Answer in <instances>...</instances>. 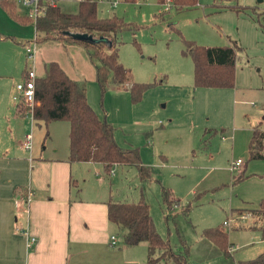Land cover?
<instances>
[{
	"label": "crops",
	"instance_id": "crops-1",
	"mask_svg": "<svg viewBox=\"0 0 264 264\" xmlns=\"http://www.w3.org/2000/svg\"><path fill=\"white\" fill-rule=\"evenodd\" d=\"M51 1L59 6L61 11L69 13L75 11L74 7L78 10V4L82 0H74L71 2L72 6L69 5V2L67 4L66 0ZM212 1L219 5L218 9L215 10L217 12L229 10L226 7L236 5L240 8L239 12L251 11L253 14H264V9L260 10L252 2L238 3L234 2L236 0H220L223 3L221 4L218 0ZM74 2L76 6H74ZM256 2L262 3L264 0H257ZM140 3H137L140 6L139 10L144 5ZM156 4L158 7V3ZM65 7L70 8L64 10ZM148 11L150 12V9ZM155 12L156 10L153 15H155ZM99 16L101 17V15ZM121 18L124 20L123 17ZM32 29L34 30V38L31 42L28 40L27 43L33 42L35 44L33 68L36 75H41L43 63L54 60H43L42 71L38 74L35 41L38 34L35 32L34 26H32ZM18 43L21 44L22 42ZM58 44L70 54L75 55L76 59H79L80 68L77 65L78 62H75L72 58L70 70L60 61L55 62L70 78L83 79L89 84L91 83L92 90L97 88L94 84L95 79L92 76L91 69L84 60V56L87 58L85 50L77 45L64 47L62 44ZM42 49L43 52H46L45 46ZM21 73L20 77L22 79ZM1 87L0 92L2 90L6 92L4 96H6L8 104L3 109L0 97V264H146L145 244L117 249L118 241L115 233L119 230L107 219L106 203L109 200L121 202L144 200L149 206L148 195L155 193L158 200L160 199L162 205L166 207L163 202V189H168L171 200L179 203L182 200L180 194L181 184L173 182L175 180L184 182L183 186L191 183V187H193L192 195H195L199 188H202L204 193L212 192V195L220 192V190H227L230 216L238 221L246 219L248 218L247 215H250L253 218L252 220L255 221L250 212L238 215L233 211V209L241 208L233 203V196L235 199L241 200L239 204L240 202H243V205L253 204V202L249 200L251 198L240 196L241 194L237 191V184V186L230 185L232 178L223 182L218 179V176L222 172L225 173L227 168L229 172H232L231 163L228 167L215 163V157L208 148L210 140H204L203 137L206 134H208V137H214L218 131L216 129L209 130L205 128L204 124L196 121L204 111L201 110V105L203 108L206 105L208 107L205 96L215 94L213 92H219L217 90L228 88H193L192 86L191 91L193 94L199 92L201 103L194 111V120L191 117L193 109H190V106L192 100H195V96L191 94L190 88L185 89L180 93L183 94V97L181 98L180 95L178 99L181 111L176 116L179 122L175 123L173 119L166 120L168 123L165 127L160 120H156L158 114L156 115L153 110L148 111L145 121L142 120L143 111L140 106L145 102L143 100L145 94L139 103L133 104L129 95L127 96L128 91L126 90L109 93L113 97L107 93V98L113 102L112 108L103 106L102 117L96 113L100 118H105L112 125L114 124L113 135L118 146L138 148L142 165L149 167L152 171L149 178L141 180L135 166L114 164L111 173L106 174L103 165L97 162H69L67 160L68 135L66 137L67 146L65 147L63 141V146L61 144L59 147L56 143H52L50 146L39 149V140L42 141V145L45 144V140L51 138L54 129L46 128L45 133L35 131L36 123L32 117L27 113H19L16 103L14 104L15 113L10 114V98L13 100V97L17 95L16 86H13L10 91L5 90L4 85H1ZM206 90H208L207 93H202ZM176 91L181 92L179 88H176ZM188 99H192L191 102ZM125 107L133 114L136 112V115H139L134 118L132 125L138 126L140 129L132 137H130L128 130L124 131L120 127V122H115L110 116L111 112H120V118L126 117ZM183 123L184 125L181 126L180 124ZM51 124L52 122L49 124V128ZM41 126L43 125L39 124V127ZM256 127L260 128L259 125L252 127L247 130V134L242 136H236L235 133L229 135L226 128H221V139L225 141L227 139L235 140L238 137L239 141L243 142L247 148L249 139ZM61 128L64 129L62 126ZM197 130L201 133L199 137H197L198 132H195ZM260 130L263 131L261 128ZM225 134L226 136H223ZM27 135H31L30 150L23 147ZM200 137L203 142H201ZM199 143H202L200 156L196 151V146H199ZM46 150H49V152L46 153ZM204 155L207 159L206 163H203L202 156ZM244 169L246 172V165ZM253 175L257 174L253 173ZM206 176H212L211 182L201 186V180ZM114 177L116 178L113 179ZM186 179L187 181H182ZM127 182L133 184L135 188L133 189L131 185H127V190H124ZM114 191H121L123 194L121 197L119 196L120 198L115 199L113 196ZM24 192H26L25 198L22 197ZM128 197H131L128 201L122 200L128 199ZM258 197L255 200L256 206L264 198V192ZM27 198H29L28 203L25 202ZM210 201H213V199L210 198ZM231 220L225 219L224 221H230V227L232 228H240L239 225H232L234 221L231 222ZM20 229L26 230L29 235L35 238V243L30 249L26 247V236ZM112 236L115 238L114 245L111 244ZM211 244L206 243L202 247L205 256L203 261L208 264L209 260L222 254L215 245ZM213 246L217 251L213 249ZM234 252V248L231 247L232 256ZM189 261L190 256L188 264H190Z\"/></svg>",
	"mask_w": 264,
	"mask_h": 264
},
{
	"label": "rangeland",
	"instance_id": "rangeland-1",
	"mask_svg": "<svg viewBox=\"0 0 264 264\" xmlns=\"http://www.w3.org/2000/svg\"><path fill=\"white\" fill-rule=\"evenodd\" d=\"M66 1L67 4L68 2L70 3V6L73 5L71 2L74 0ZM218 1L223 4L222 1ZM256 1L236 0L234 2H252L260 10L264 9V2L257 3ZM138 2L144 4L141 10H139L140 6L137 5ZM138 2L126 3L123 0H118L115 7L110 6L106 1H101L97 4L98 14L101 17L112 15L123 17L125 22L136 26V29L134 31H124L117 35V41L120 44V63L130 71L129 84L119 90L108 89L102 96L96 81L94 84L97 88H94V91L91 89L92 84L86 82V98L89 106L102 117L103 106L112 108L113 105L112 100L107 98L109 93L126 90L128 91L127 96L129 95L130 97L129 85L156 81L157 84L153 88L144 92L145 97L143 100L145 102L140 106L143 111L142 120L145 121L148 111L151 112L153 110L156 115L158 114L156 120H160L164 127L168 123L166 120L173 119L177 123L179 119L176 115L181 111L178 99L180 95L181 98L183 97V94L180 93L190 88L189 90L193 94L191 91L193 83L192 59L190 56H183L180 53L183 44L178 33L185 40L194 41L198 45L224 46L233 42L236 43L240 50L237 53L235 65L234 87L217 90L219 92H213L215 94L205 96L208 107L206 105L203 108L201 105V110L204 111L202 116H199L196 121L204 124L205 128L209 130L216 129L218 131L214 137H208V134L203 137L204 140H210L208 148L215 157V163L228 167L237 158L243 161L241 166L235 169L234 172H229L227 168L225 173L222 172L218 176L219 180L222 182L231 180V175H237L246 165L244 174L248 177L236 186L237 191L241 194L240 196L251 198L249 200H252L253 204L247 203L243 205V202L239 204L241 200L235 199L234 196L233 203L244 209L256 208L257 203L255 200L264 192V160L248 161V147L246 148L238 137L235 140L227 139L225 141L221 139L220 129L226 128L229 135H234L235 133L236 136L245 135L248 133V129L258 125L264 131V14H253L251 11L236 13L230 10L217 12L215 10L218 8L215 9L210 5L213 2L212 0H199L197 8L176 12L170 7L162 15L157 11L159 10V5L157 7L156 4L157 0H138ZM74 6H76L75 2ZM67 8L70 7H65L64 10H67ZM28 9L20 0H16V11L19 15H26L27 13L25 12H28ZM149 9L150 12L148 11ZM74 10V12L69 13H76L77 8L74 7ZM155 10V15H153ZM33 38L34 30L32 25L11 19L0 6V87L4 85V89L10 91L13 86L15 87L20 82V73L27 59L26 46L28 45L26 44H33V42L27 43L28 40L31 42ZM18 42L22 43L19 44ZM43 46L46 47V52H43ZM36 48L38 74L42 71L43 60L60 61L70 70L72 58L75 62H78L77 65L80 68L79 59H76L75 55L70 54L61 47L58 42L56 43L53 40L37 42ZM84 60L90 67L92 76L95 79L94 67L85 56ZM175 87L179 88L181 92H177ZM207 91L202 93H207ZM4 93H6L4 90L0 92L3 109L8 104ZM198 94H193L195 96L194 101L191 99L190 109H193V116L191 115L193 120L195 117L194 111L201 104ZM109 95L113 97L112 94ZM191 100L188 99L190 102ZM14 104L15 102L10 98V114L15 113ZM164 104L165 106L163 107ZM125 115L126 117L120 118V112L110 113L111 118L115 122H120V127L124 131L128 130L130 137H132L140 129L138 126L132 125L134 118L139 115H136V112L133 114L126 107ZM180 125L182 126L184 123ZM68 127V123L65 121L52 122L50 128L49 125L47 127L50 130L54 129L51 138H47L43 145L42 141L39 140L38 148L50 146L52 143H56L60 147L61 144L63 146V141L64 147L67 146ZM47 129L44 125L39 127V124H35V131L45 133ZM195 132H198L197 137L201 135L200 131L197 130ZM223 136H226V134ZM203 139L200 137L201 142H203ZM201 145L202 143H199V146H196L199 156L202 153ZM48 152L49 150H46V153ZM202 158L204 159L203 163H206L205 155ZM253 173L257 175H253ZM211 179L212 176L204 177L201 180V186L207 185L211 182ZM182 181H187V179ZM173 182L181 184L180 194L182 195V200L179 203L173 201V205L169 209V213H167V208L162 205L160 199L158 200L157 195L150 193L148 195L149 210L155 228L162 238L169 240L172 246H178L180 238L189 245L190 264H208L203 261L205 256L202 247L206 243L209 245L211 243L207 239L201 238V230L205 227L221 224L225 219H232L234 221L232 225H239L240 227H230V221H227L225 226L229 235V242L235 252L233 256L227 259L220 253L221 256H215L214 259L209 260V264H238L240 261L255 258L264 251V240L260 238V233L255 228L256 225L254 220H252L253 218L247 215L248 218L235 221V218L230 216L227 190H220L214 195H212V192L204 193L199 200L197 199V202H193L194 196L192 195L193 187H191V183L183 186L184 182L177 180ZM227 182L229 183V181ZM125 184L124 190H127V185H131L133 189L135 188L129 182ZM198 192H203V189L199 188ZM122 194L121 191L113 192L115 199L119 196L121 197ZM130 198L122 200L128 201ZM210 198L213 201H210ZM190 202L191 208L188 214L184 215L181 212L182 208ZM168 214V219H166ZM121 235L122 232L120 231L115 233L118 241L117 249L123 246ZM213 249L217 251L214 246Z\"/></svg>",
	"mask_w": 264,
	"mask_h": 264
},
{
	"label": "trees",
	"instance_id": "trees-1",
	"mask_svg": "<svg viewBox=\"0 0 264 264\" xmlns=\"http://www.w3.org/2000/svg\"><path fill=\"white\" fill-rule=\"evenodd\" d=\"M126 3H137L138 0H123ZM165 0H157L162 5ZM172 9L181 12L197 8L198 0H171ZM97 0H82L76 13H64L51 0H38L35 18L19 15L16 11V0H0V6L7 15L20 23L34 26L38 34L37 42L56 41L62 46L77 45L85 50L89 62L95 70V81L101 95L108 89H117L129 84L130 71L119 60V41L117 35L124 31H134L136 26L112 15L100 17ZM211 6L218 8L213 2ZM239 12L236 5L226 7ZM170 13V12H169ZM167 13V14H169ZM164 15L165 13H160ZM73 34H87L97 39L107 38L104 42L89 43L73 37ZM183 44L180 53L190 56L193 64V88H233L235 83V65L240 50L236 43L224 46L198 45L185 40L178 33ZM26 62V60H25ZM26 69V63L21 76ZM161 82V81H159ZM156 81L150 83H133L129 85L130 101L135 104L141 101L145 91L153 88ZM86 81L70 78L55 61L44 62L41 75L35 79V105L32 118L36 124L46 128L51 122L68 123V158L69 162H97L103 165L106 174L111 173L114 164L135 166L141 180L151 175V169L142 165L138 148H123L114 140V127L105 118H100L89 106L86 98ZM29 108L21 105L19 113L25 114ZM248 161L264 160V131L254 128L248 143ZM245 169L232 175L231 185L245 180ZM204 192H197L193 202H197ZM163 202L171 209L173 201L168 189H163ZM26 197V192L23 193ZM107 219L122 232V247L131 248L140 244L146 246V264H188L189 245L179 239L178 246H172L169 240L162 238L155 228L149 206L144 200L138 202H121L109 200ZM191 202L182 208L187 215ZM238 215L250 212L255 218V228L264 240V198L254 209H233ZM169 214L166 216L168 219ZM227 222V221H224ZM224 222L203 228L201 236L215 245L225 258H230L231 243ZM239 264H264V251L255 258L240 261Z\"/></svg>",
	"mask_w": 264,
	"mask_h": 264
},
{
	"label": "built area",
	"instance_id": "built-area-1",
	"mask_svg": "<svg viewBox=\"0 0 264 264\" xmlns=\"http://www.w3.org/2000/svg\"><path fill=\"white\" fill-rule=\"evenodd\" d=\"M23 5L27 6L28 12L27 15L29 17L35 18L37 16L38 10V0H20ZM98 2L106 1L109 3L110 6L115 7L118 3V0H97ZM171 0H165L162 5H160V8L158 10L159 13H162L164 11H167L171 5ZM34 47L35 44H31L30 46H26V69L22 75V79L20 82L16 84V91L17 95L13 97L14 102L17 104L18 109H20L21 105H25L29 108V111L27 114H29L32 117V110L35 105V79H36V73L33 68V62H34ZM30 61V62H29ZM29 62V64H28ZM33 119V118H32ZM23 147L26 150H30L31 148V135H27L25 137V141L23 143ZM243 161L241 159H236L231 163V171L234 172L235 169L239 168ZM26 203L29 202V198L25 200ZM167 213H169V210L167 209ZM224 225H227V222H224ZM21 230V229H20ZM21 232L26 236V247L30 249L33 244L35 243V238L32 237L27 233L26 230H21ZM111 244H115V238L114 236L111 237Z\"/></svg>",
	"mask_w": 264,
	"mask_h": 264
},
{
	"label": "water",
	"instance_id": "water-1",
	"mask_svg": "<svg viewBox=\"0 0 264 264\" xmlns=\"http://www.w3.org/2000/svg\"><path fill=\"white\" fill-rule=\"evenodd\" d=\"M73 37L83 40V41H87L89 43L104 42V43H107L108 45L110 44L109 40L104 37H99L95 39L91 35H87V34H73Z\"/></svg>",
	"mask_w": 264,
	"mask_h": 264
}]
</instances>
